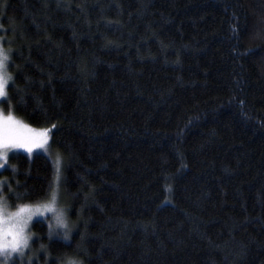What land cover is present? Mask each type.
I'll return each instance as SVG.
<instances>
[{"label": "trees", "instance_id": "obj_1", "mask_svg": "<svg viewBox=\"0 0 264 264\" xmlns=\"http://www.w3.org/2000/svg\"><path fill=\"white\" fill-rule=\"evenodd\" d=\"M0 46L60 172L11 154L5 199L57 178L70 228L21 264H264V0H0Z\"/></svg>", "mask_w": 264, "mask_h": 264}, {"label": "rangeland", "instance_id": "obj_2", "mask_svg": "<svg viewBox=\"0 0 264 264\" xmlns=\"http://www.w3.org/2000/svg\"><path fill=\"white\" fill-rule=\"evenodd\" d=\"M0 52H2L1 46H0ZM5 98V95L0 96V102ZM9 114H5L3 112V110L0 108V121L3 120L4 117H7ZM14 120L19 122V124L17 125V127L19 128V139L20 142L23 143L25 146L24 147H10L8 149H3L0 148V153L7 151L8 156H10L11 154L14 153H21V154H25L28 157H31L34 154H42L44 156H46L49 160H51L53 162V166L54 168L59 169V162L57 161L56 158H54L52 156V151H50V136H49V132L47 130L44 129H34L31 127H28L26 125H24L21 121H19L18 119H16L14 117ZM40 132H46L47 136L46 138L40 137L39 135H37ZM31 149V151H29L28 149ZM7 158L2 159L0 158V172L3 171V169L7 166ZM56 166V167H55ZM62 166V165H61ZM57 176L60 174V172L57 170ZM56 194V201H55V208H56V212H44L42 215L41 214H36L33 215L31 220L28 221L27 226L25 227L24 230V236L27 238V246L23 247L20 251L17 252H11V250L9 249L10 255L7 256L6 258V254L4 253H0V264H12V262H16L17 264H21L18 258H23L22 255L27 252V249L30 245V242L32 240L31 237V224L36 221V220H46L48 225H49V229H50V234L53 237L56 238H62L64 240H69V235H70V228L68 226V222L66 221V214H65V210L63 207L60 206L59 204V184H58V179L55 178L54 184L52 186V189L49 193V195L47 196V198L42 201L41 203H38L37 205H33L31 206L33 209H35L38 206H43L45 204H48L51 202L52 199V193ZM7 204V213H11L14 212L16 210H18L19 207H15V208H11L8 206V203L5 199V195L3 193V188L1 186L0 183V204ZM22 207V206H20ZM59 214L62 216L63 218V223L64 226H59L56 223V215ZM11 226V224H9V227ZM4 227L3 225H0V228ZM8 241L10 242L12 237L9 236L7 237ZM3 240L0 239V243H2Z\"/></svg>", "mask_w": 264, "mask_h": 264}, {"label": "snow or ice", "instance_id": "obj_3", "mask_svg": "<svg viewBox=\"0 0 264 264\" xmlns=\"http://www.w3.org/2000/svg\"><path fill=\"white\" fill-rule=\"evenodd\" d=\"M8 56L4 52H0V96L5 95V87L8 83L10 77L6 74V61ZM19 122L14 120L12 115L4 117L0 121V148L8 149L10 147H24L25 145L20 142L19 139V128L17 125ZM37 135L40 137L46 138V132H40ZM31 151V149H28ZM7 151L0 153V158H7ZM56 194L52 193L51 202L43 206H38L33 209L31 206H22L18 210L7 213V204H0V225L4 227L0 228V239L3 240L0 243V253L6 254V258L10 255L9 249L11 252L20 251L23 247L27 246V238L24 236V230L27 226L29 220H31L33 215L43 214L44 212H56L55 208ZM56 223L59 226H64L63 218L61 215L57 214ZM9 224L11 226L9 227ZM11 236L12 239L9 242L7 237Z\"/></svg>", "mask_w": 264, "mask_h": 264}]
</instances>
